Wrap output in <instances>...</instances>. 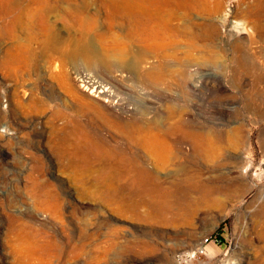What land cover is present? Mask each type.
Segmentation results:
<instances>
[{
    "label": "rangeland",
    "instance_id": "374dc122",
    "mask_svg": "<svg viewBox=\"0 0 264 264\" xmlns=\"http://www.w3.org/2000/svg\"><path fill=\"white\" fill-rule=\"evenodd\" d=\"M24 1L0 0V264H264V0L173 7L165 78L66 57L60 11L44 48ZM90 1L94 49L129 46Z\"/></svg>",
    "mask_w": 264,
    "mask_h": 264
},
{
    "label": "bare ground",
    "instance_id": "6f19581e",
    "mask_svg": "<svg viewBox=\"0 0 264 264\" xmlns=\"http://www.w3.org/2000/svg\"><path fill=\"white\" fill-rule=\"evenodd\" d=\"M100 1L103 3V5L106 7L108 11L110 22H112V18L114 15L123 16L127 22L126 23L127 24L126 33L130 41V44L129 46L127 45L126 47H123L122 49H119L113 53L107 52L104 54H100L96 49H94L91 43H89V34L93 30H95L98 26L97 19H95L94 17H91L87 13L88 3L93 2V1H90V0H26V2L24 1L22 4L27 5V8H28L27 10H29V15L32 18V23L35 21V19L37 20V18L41 22V24L39 25H42V30H43L44 35L40 39H42L41 42L43 43L44 48L46 49L52 48L56 50L59 49V46H57L58 44L56 42L59 39V35L57 31L53 28V25L49 23V21H47L48 19L47 15L49 13L53 14V12L55 11H60V12H64L67 15V17L71 19L72 21L71 26L76 27L77 32H78V35H76L72 39V41L66 46V49H64V53L66 57L71 58L73 60H82L86 62L87 64H89L90 66L99 68V70L104 69L110 73L119 72L118 74L122 73L123 76L128 75V73H131V72L142 71L149 75H155V76L165 78L168 75L169 76L172 75L171 77H173V75L176 74L175 72H177L175 66H173V64L172 65L170 64L171 60L177 58L176 56L177 53L175 51L170 50L169 45L166 42L160 40L165 31L177 33V26H174L171 24L173 14L170 10L173 9V7L177 6L178 9L186 11L188 9L191 10L193 8H196L200 4L203 7L204 6L207 7L209 3V0H100ZM15 3L17 4V0H15ZM6 8L7 7H5V9ZM246 21L248 22V18L239 20V23L237 25L240 28L239 29L240 31L237 29L238 30L237 33L239 34L247 33L248 23ZM178 31L180 32L183 30L182 28H180ZM35 39L37 40V38L31 34L30 40L33 42ZM131 44L137 45L138 49H135L133 45ZM148 63H150V67L146 66ZM256 68H254V70ZM248 69L249 68L245 70L243 69V71L246 72ZM260 71H263V70L261 69ZM246 74H248V72ZM235 76L237 77V74ZM244 76L245 75H243V77ZM256 76H257V73H256ZM257 77H260V76H257ZM86 78L87 79L85 82H87L88 86H92L94 89L93 91H97V93H99L98 95H106L108 93L109 89L108 87H106V85L103 82L95 79L92 76H89ZM222 80L221 82H224ZM249 81L250 80H248V82ZM263 81L264 80H262V82ZM239 82H241V80H239ZM248 82L245 84L243 83V85H245L246 87H249L248 89H250L251 84ZM254 85H255V82L253 83L252 86ZM219 86L221 89L224 88L223 85H219ZM260 87H257L258 90ZM257 88L255 87L254 90H256ZM251 89H253V87H251ZM110 93H113V92H110ZM118 97H115V98H118ZM159 138H160V135L157 133L148 134V136H146L145 138V141L147 143H152V141L157 140Z\"/></svg>",
    "mask_w": 264,
    "mask_h": 264
},
{
    "label": "built area",
    "instance_id": "2783aa9c",
    "mask_svg": "<svg viewBox=\"0 0 264 264\" xmlns=\"http://www.w3.org/2000/svg\"><path fill=\"white\" fill-rule=\"evenodd\" d=\"M81 79H82V78L80 77V81H81ZM201 252H204V251H203V250H201Z\"/></svg>",
    "mask_w": 264,
    "mask_h": 264
}]
</instances>
